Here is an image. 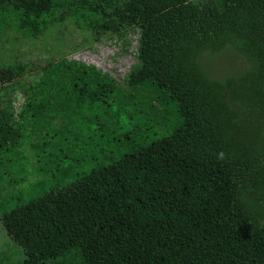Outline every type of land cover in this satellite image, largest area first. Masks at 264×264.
<instances>
[{
  "label": "trees",
  "instance_id": "obj_1",
  "mask_svg": "<svg viewBox=\"0 0 264 264\" xmlns=\"http://www.w3.org/2000/svg\"><path fill=\"white\" fill-rule=\"evenodd\" d=\"M65 23L93 37L137 32V63L125 87L67 58L24 83L27 65L0 63L25 94L16 113L0 101V215L49 193L47 207L74 232L32 255L16 245L21 259L0 264H264V0H0V41ZM226 45L249 66L213 79L199 58ZM81 106L84 123L133 119L132 136L106 163L64 169L72 177L60 185L49 169L53 182L20 197L6 168L27 172L24 139Z\"/></svg>",
  "mask_w": 264,
  "mask_h": 264
},
{
  "label": "rangeland",
  "instance_id": "obj_2",
  "mask_svg": "<svg viewBox=\"0 0 264 264\" xmlns=\"http://www.w3.org/2000/svg\"><path fill=\"white\" fill-rule=\"evenodd\" d=\"M137 39L138 33L132 31L125 36L101 34L99 37H93L90 31L81 30L71 23L53 26L35 39L8 32L0 41V63L16 62L27 65L29 72L19 81L24 83L36 79L41 74L40 69L48 62L67 58L94 65L108 73L120 87H125V78L131 66L137 63ZM199 61L209 76L218 80L237 75L249 66L245 56L231 45H226L218 51H207L201 55ZM9 75L0 70V101L11 98L16 113L24 104L25 94L21 85L15 82V78L5 81ZM9 84H12L13 88L8 87ZM114 109L115 107L111 106L110 111ZM86 110L85 106H81L74 113L68 114L65 121L55 117L43 124L49 129L48 134L39 137L28 136L24 139L20 151L26 158L23 168L27 172L21 176L14 168H6L7 175L12 171L11 185L17 179L13 189L15 188L20 197H26L37 185L46 187L53 182L49 169H54L53 173L60 176L57 180L60 185L69 182L72 177L64 174V169L82 172L106 163L109 158L118 155L117 140L125 134L132 136L133 126L128 122L132 123L133 119L129 120L121 114L110 125L101 117L94 123L91 115L86 119L88 123H84L83 114H89ZM99 110H103L101 103L96 114ZM70 120L71 124L66 127V122ZM136 128L142 130L139 125ZM85 136L89 137V144L81 147L80 141ZM67 150L71 152L67 153ZM74 159L78 161L74 162ZM53 162L56 164L52 165ZM8 183L5 181L7 186L10 185ZM30 187L31 189H28ZM9 190L5 187L6 193ZM47 195L49 193L35 202L31 201L32 204L24 202L21 207L0 215V263H5L8 258L9 261L21 259V253L14 247L16 245L22 252L32 255L74 233L71 224L66 223V220L62 221L61 216L59 218L53 213L55 204L53 208L50 205L47 207ZM52 226H57L58 229L52 230Z\"/></svg>",
  "mask_w": 264,
  "mask_h": 264
}]
</instances>
